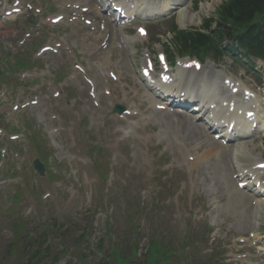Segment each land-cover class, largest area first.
<instances>
[{
	"label": "rangeland",
	"instance_id": "374dc122",
	"mask_svg": "<svg viewBox=\"0 0 264 264\" xmlns=\"http://www.w3.org/2000/svg\"><path fill=\"white\" fill-rule=\"evenodd\" d=\"M29 1L34 4V10L41 11L40 14L34 12L30 19L28 16L22 18L17 24V31L16 25L12 24L14 19H9L12 23L0 27V61L8 66L25 54L24 58L30 59L31 64L34 60L39 64L24 75V82L14 80L23 76L20 68L9 70L10 83L8 88L2 87L1 90L0 130L7 126L8 131L0 138V264H14L12 248L7 253L14 237L8 235L12 234L10 227L20 217L32 222L29 229H34L31 236L33 244H38L41 236L47 233L52 248L59 250L61 242L48 232L44 223L55 225L56 219L63 217V227L66 223L89 227L94 218L92 211L87 219L82 217L91 208L92 195L97 198L103 188L109 190V196L105 198L109 202L111 194H116L112 196L113 211L119 214V218L121 213V224L125 229L122 236L126 237L131 225L122 216L121 193L125 191L133 200L143 197V203L135 206L142 205L139 209L148 214L153 202L163 198L159 197L157 187V179L162 175L184 180L179 193L165 203V207L172 205L178 235H184L188 228L195 229L207 223L214 228L218 244L225 245L228 262L262 264L253 260L257 256L254 252L241 249L244 242L247 247L259 249L251 236L259 229L264 232V211H256L254 201L246 194L235 200L241 194L236 195L233 181L224 179L222 170L225 176L228 171L217 169L213 165L216 161L202 158L207 145L205 141L198 142L197 138L188 141L182 136L172 135L156 123L154 114L147 112L146 108L141 110V101L146 103L149 100L139 87L136 86V90L130 88L133 59L130 56L127 59V53L121 51L120 45L113 46L116 40L113 45L110 42L111 45L104 46L105 39L97 35L100 31L97 24H103L100 16L91 13L92 28L85 24L77 28L75 24L81 23L73 21L54 26L51 19L64 14L70 5H65L64 0L42 1L39 6L35 5L37 0ZM81 1L66 0L65 3L78 5ZM225 1H202L210 8L203 20L210 18ZM7 2L13 4V0ZM48 7L51 10H46ZM173 22L180 26L177 18H173L164 25L155 26L154 34L169 32ZM94 28L97 31L93 32ZM90 31L92 36L84 39L83 35ZM7 33H10L9 37H6ZM38 35H42L39 42L50 47L51 52L35 55L41 47L36 41ZM168 38L165 34L161 41ZM96 47H104V56L93 55V52L100 51ZM143 65L144 60H140L138 68ZM238 70H235V77L246 75ZM114 76L116 82L112 81ZM244 81L255 89L249 77ZM115 105L126 108L128 115H113ZM28 121H32L34 129L44 136L52 152L50 171L57 174V179L39 180L33 173L32 162L40 156L29 140L25 124ZM19 132H25L26 138L11 141V137ZM197 144H201V148L197 149ZM253 144L254 153H257L262 150L264 140L256 138ZM226 147L220 145L214 151L226 157L230 154L231 160L232 149ZM99 150L102 152H95ZM95 153H103V160L99 161ZM228 161H225L227 165ZM131 173L142 176L135 179ZM102 174L108 177L109 184L103 185ZM17 200L18 208L12 210ZM157 208L161 211V205ZM139 220L142 217L137 216L135 221L138 223ZM101 224L102 215H99L93 225L100 227ZM72 235H69L68 243ZM117 246L122 248L120 244ZM86 248L83 245L73 252L69 251L66 263L94 264ZM110 251L114 253L113 247Z\"/></svg>",
	"mask_w": 264,
	"mask_h": 264
},
{
	"label": "bare ground",
	"instance_id": "6f19581e",
	"mask_svg": "<svg viewBox=\"0 0 264 264\" xmlns=\"http://www.w3.org/2000/svg\"><path fill=\"white\" fill-rule=\"evenodd\" d=\"M90 4H91V1H90ZM154 10H156V9H154ZM192 10H193L192 2L189 1V2H187L185 4L184 10H183L185 19L180 23L182 26H197V25H199L197 23V20H199V21L202 20V16H204L205 14H207L206 13L207 9H204V8L202 10H199L195 14L193 13ZM208 14H209V12H208ZM183 28H186V27H183ZM5 35H6V37H9L10 36V33H7ZM180 66L183 67V65H180ZM152 81H153V79L148 76L147 80L145 78H143V81L141 83H143L144 87L147 88V87L150 86V84H151ZM156 87L157 86H155L154 88L156 89ZM160 93H161V91H157L156 95L158 94L159 97L163 98L162 96H160ZM151 94H152V90H151ZM156 99H158V98H156ZM165 99L166 100H169L168 97L165 98ZM168 102L169 103H172L173 105H177L176 103H173L171 100H169ZM146 104H147L148 107H151L153 105V101H151L149 104L147 102ZM186 107L188 109V105L185 104V103H182V105H178L177 106L178 110H181L182 108L184 109ZM202 109H204V108H202ZM146 110H147V112H150V113L154 114L153 110H151V109H146ZM203 111L205 112V110H203ZM160 114L161 115L163 114L164 116H160ZM155 115L158 118L157 124L159 126H161L163 129L169 130L171 127L176 128V129H181V130H183L182 137L183 138H186V140L190 141L192 139L194 140V138H197V141L198 142H199V139L203 141V138L198 135V133H197L196 130H191L190 132L193 131L192 133H190V132L187 131V125H185V124L183 125L181 122H188V121L187 120H185V121L181 120V117L182 116L181 117H174V116H171L170 114H168L166 112H164V113L157 112V113H155ZM191 119L193 121V117H191ZM209 124L210 123H207L205 125L204 124L197 125L195 129H197L201 133H205L208 127H209V130H211V128L213 129V127L211 125H209ZM188 133H189V135H188ZM187 135H188V139H187ZM207 147H208V150H207L208 152L206 153V155H204V157L207 160H214V161H216L215 163H213V165H215L217 167V169L225 168L227 171L232 169L231 168V163H230V161H228V158L229 157H226L222 153L216 154V152L214 151L215 149L220 148V146H219V144L217 142H211V143L209 142V144L207 145ZM225 161H228L229 164L227 165V163ZM222 171L225 173L224 170H222ZM238 171L240 173H242L241 174V177H246V175L243 174V169H240ZM250 174H253L252 176H254V175L257 174V171H253L252 170ZM231 180L234 181V179L232 177H231ZM257 183H258L257 181L254 183L255 186L257 185ZM261 191H264V184H262ZM253 192H255V191L253 190ZM243 194L244 193H242L241 195H239V193H236V195H239V196L237 198H235V200L236 199H239ZM263 197L264 196L261 195V198H263ZM258 209H261L262 211H264V204L262 202H259L258 207L256 208V211Z\"/></svg>",
	"mask_w": 264,
	"mask_h": 264
},
{
	"label": "trees",
	"instance_id": "16d2710c",
	"mask_svg": "<svg viewBox=\"0 0 264 264\" xmlns=\"http://www.w3.org/2000/svg\"><path fill=\"white\" fill-rule=\"evenodd\" d=\"M264 9V0H242L233 2L231 7L224 6L221 14L224 17L235 16L239 21H246L252 18L253 14ZM188 38L195 39V35H187ZM264 41V39H263Z\"/></svg>",
	"mask_w": 264,
	"mask_h": 264
}]
</instances>
